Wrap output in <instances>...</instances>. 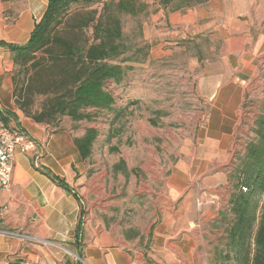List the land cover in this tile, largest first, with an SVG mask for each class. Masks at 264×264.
<instances>
[{
	"label": "crops",
	"instance_id": "obj_1",
	"mask_svg": "<svg viewBox=\"0 0 264 264\" xmlns=\"http://www.w3.org/2000/svg\"><path fill=\"white\" fill-rule=\"evenodd\" d=\"M197 1L170 10L159 3L150 13L151 25L160 30L152 29L166 42L157 44L147 61L166 57L185 37L199 45L194 91L200 111L194 136L199 150L184 158L177 152L176 162L166 166V194L161 192L158 207L153 202L155 218L147 232L93 212L87 168L73 142L78 136L62 127L63 121L51 129L17 108L12 54L0 46V108L7 122L35 143L30 151H16L11 186L0 194V264H207L201 251L214 240L213 223L230 195L225 170L252 135L254 120L243 108L264 52V0ZM46 7L47 0H0V41L26 43Z\"/></svg>",
	"mask_w": 264,
	"mask_h": 264
},
{
	"label": "rangeland",
	"instance_id": "obj_2",
	"mask_svg": "<svg viewBox=\"0 0 264 264\" xmlns=\"http://www.w3.org/2000/svg\"><path fill=\"white\" fill-rule=\"evenodd\" d=\"M140 1L147 4L145 11L136 16H120L125 51L113 62L120 64L125 72L119 82L108 80L104 84L115 99L114 105L111 109H86L90 119L72 121L63 117L61 121L62 127L77 136L89 128L97 131L91 155L83 161L87 168V204L92 205L93 212L103 214L106 222L147 232L155 218L153 202L156 200L158 207L161 192L166 194L163 186V180L169 175L166 166L176 162L177 152L183 151L184 158L192 149L199 150L194 136L196 113L200 109L195 105L194 89L200 53L196 41H185V37L168 49L170 54L166 57L147 61L150 51L166 41H160L156 34L159 27L151 25V9L158 7L160 1ZM196 1L172 0L167 8ZM92 7L100 8L101 4ZM255 31L260 33L261 29ZM260 56L257 74L247 85L248 96L243 108L253 120L264 105V52ZM42 100L41 96L35 98L34 110L40 109ZM251 133L248 138L253 137ZM118 163L120 166L115 169ZM229 170L230 166L225 170V177L231 191L227 179ZM227 207L225 204L222 211ZM221 227L216 229L214 240L201 251L202 262L212 258Z\"/></svg>",
	"mask_w": 264,
	"mask_h": 264
},
{
	"label": "trees",
	"instance_id": "obj_3",
	"mask_svg": "<svg viewBox=\"0 0 264 264\" xmlns=\"http://www.w3.org/2000/svg\"><path fill=\"white\" fill-rule=\"evenodd\" d=\"M170 2L160 0L164 7ZM97 3L100 8L92 7ZM146 7L140 0H47L26 43L0 41L12 54V96L17 108L51 129H58L63 117L90 119L86 109H111L115 99L104 84L119 82L125 72L113 62L125 51L120 16H136ZM37 96L43 100L40 109L34 110ZM7 118L3 112L5 122ZM252 132L243 152L238 151L231 161L228 207L213 223L214 228L223 229L208 264H264V105ZM96 136L97 131L89 128L74 137L83 161L90 157ZM51 178L71 191L62 178Z\"/></svg>",
	"mask_w": 264,
	"mask_h": 264
},
{
	"label": "built area",
	"instance_id": "obj_4",
	"mask_svg": "<svg viewBox=\"0 0 264 264\" xmlns=\"http://www.w3.org/2000/svg\"><path fill=\"white\" fill-rule=\"evenodd\" d=\"M34 148V141L21 128L3 120V110L0 108V194L11 186L12 162L16 151L27 152ZM196 205L201 206L200 199L196 200Z\"/></svg>",
	"mask_w": 264,
	"mask_h": 264
}]
</instances>
